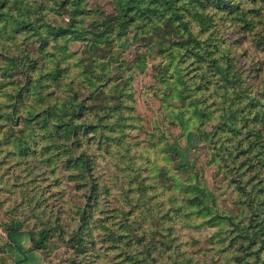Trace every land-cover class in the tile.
<instances>
[{
  "label": "rangeland",
  "instance_id": "1",
  "mask_svg": "<svg viewBox=\"0 0 264 264\" xmlns=\"http://www.w3.org/2000/svg\"><path fill=\"white\" fill-rule=\"evenodd\" d=\"M144 1L127 0L130 15ZM228 1L202 34L225 68L234 58L210 96L197 76L209 61L180 41L137 35L128 15L113 40L92 32L118 16L115 0H0V264H25L15 228L46 236L28 249L43 264H264L262 204L225 174L252 167L231 160L234 125L253 131L254 162L264 156V126L251 124L264 110V0ZM235 4L259 13L245 25Z\"/></svg>",
  "mask_w": 264,
  "mask_h": 264
},
{
  "label": "trees",
  "instance_id": "2",
  "mask_svg": "<svg viewBox=\"0 0 264 264\" xmlns=\"http://www.w3.org/2000/svg\"><path fill=\"white\" fill-rule=\"evenodd\" d=\"M115 1L116 8H121V10H118V16L111 18V20L105 19L101 32L92 31L93 33L100 36L102 39L106 38L107 40H113L114 38L112 33L114 31L117 32L119 26H127V24H125V21L127 19L126 16L128 15L129 24L133 28H136L137 35H141V37L150 38L153 35V31L159 30L163 39V43L166 40H178L183 46L182 50H184V53L181 54L193 56L194 60L199 64L203 63L201 60H208L209 66L207 68L206 66L204 67L206 69L205 73L202 72L201 75L197 76H199V78L205 79V86L208 88V93L210 96H214L217 93H222L223 91H225L224 88L229 87L227 83L229 81V73H233V56L228 53L227 64L225 68L223 66L224 62L219 59L221 58V56L219 55L220 50L218 47L214 48L210 52L206 50L204 46H202L203 42L205 41L207 42L206 48L210 49L208 46L209 42L203 40L202 34L204 29L205 31L207 29L206 24L216 17V11L212 12L213 7L220 3L228 4V0H145L142 4L144 12H142L141 14L133 13L132 15H130V9H128L131 8V6L128 4L130 2H127V0ZM131 1L135 3L142 2V0ZM258 1L259 0H254L253 3L256 4ZM239 6V4H235L236 8H234V11H237V18L244 21L245 25H249L247 19H251L252 17L251 13L249 12L255 11L259 13L257 7L253 8L251 11H248L245 8H239ZM146 19H148L150 23H147ZM254 21L255 20H253V22ZM165 25H168V29H165ZM196 27L199 28L198 33H196ZM208 54H211V57H208ZM206 56L207 58H205ZM204 68L203 71L205 70ZM210 70H218L219 72L224 71V78L210 79V77H207V75L210 76ZM183 98H186L185 95L182 96V99ZM194 104V110H196L198 105L196 102H194ZM197 112H199L201 115L209 113L204 108L197 109ZM180 117L181 119H183V113L180 114ZM255 120H258L259 124L261 126H264V110H258L256 118L251 122L253 127H256ZM67 127L72 132L76 129L77 124L75 122H68ZM248 127L249 125L245 123L244 127H241V129H239L236 125H234L230 129H227V131H230V134L233 136L232 138L234 139V141H232V139H229L232 141V144H229L227 148L231 151L232 154L235 151L234 157L231 159L234 163L235 161L238 162L242 158L244 162L251 164L252 167L248 168V172H246L247 170H244V168L241 166V171L235 172L233 170H227L225 174L226 177L228 175H233L236 173L239 174V177L241 178L239 179V183L237 184V187H239L238 195L241 197L246 196V199L249 203L262 204L260 208L254 211V213L257 215L256 217H261L262 219H264V163L262 161L264 160V156L259 158V162L256 164L254 162V159L257 158V155L254 156L253 152L247 150V145H245L244 147L245 140H247L249 135L253 133V131L251 130H246V128ZM202 133L203 135H205L206 131H203ZM231 147L234 148V151ZM243 147L247 150L246 152L243 151ZM81 161L87 162V156L81 158ZM185 189L186 191H192L193 189L199 190V192L202 191L198 186L196 188L194 186H188ZM204 191H202L203 194L205 193ZM208 193L209 197L212 198L213 192L208 191ZM201 196L202 195H200V197ZM189 198L191 204L203 203L199 199V196L194 195V192L190 195ZM202 210L211 211L212 208L209 205H204ZM253 218H255V216ZM20 232L21 230L15 228L13 231H9L8 235L9 237L13 238L15 234H18ZM28 233L31 237V240L34 242V249H41V244L43 243V239L44 237L46 238V236H43L42 239L38 240L32 232ZM255 237L256 233H253L252 239L255 240ZM13 244L14 246L18 247V244L15 242L14 239Z\"/></svg>",
  "mask_w": 264,
  "mask_h": 264
},
{
  "label": "crops",
  "instance_id": "3",
  "mask_svg": "<svg viewBox=\"0 0 264 264\" xmlns=\"http://www.w3.org/2000/svg\"><path fill=\"white\" fill-rule=\"evenodd\" d=\"M13 239L16 241L20 247L18 250L20 252L26 251L27 256L25 257V264H43L44 259L39 251H30L28 250L31 246V237L29 234L20 232L13 236Z\"/></svg>",
  "mask_w": 264,
  "mask_h": 264
}]
</instances>
